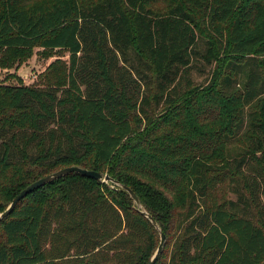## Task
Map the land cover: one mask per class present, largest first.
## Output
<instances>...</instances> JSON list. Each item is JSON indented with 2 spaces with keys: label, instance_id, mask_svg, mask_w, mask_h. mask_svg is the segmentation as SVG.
<instances>
[{
  "label": "trees",
  "instance_id": "16d2710c",
  "mask_svg": "<svg viewBox=\"0 0 264 264\" xmlns=\"http://www.w3.org/2000/svg\"><path fill=\"white\" fill-rule=\"evenodd\" d=\"M159 1L0 0L1 70L67 52L37 83L0 81V213L79 166L135 193L166 236L154 264H264V103L245 107L264 95V0ZM216 47L233 73L185 107ZM158 243L126 190L78 173L0 219V264H147Z\"/></svg>",
  "mask_w": 264,
  "mask_h": 264
},
{
  "label": "rangeland",
  "instance_id": "374dc122",
  "mask_svg": "<svg viewBox=\"0 0 264 264\" xmlns=\"http://www.w3.org/2000/svg\"><path fill=\"white\" fill-rule=\"evenodd\" d=\"M171 0H161L154 4L153 8L162 10L167 7ZM199 34V42L196 46L198 53H201L205 47V41L210 37L205 34L200 28H197ZM214 60L210 64H205L198 56L193 59V68L191 73V80L193 85L188 88L186 91L189 94L192 100L186 106L190 107L199 103L198 97L208 90L207 88L213 84L218 83V74L221 77L224 75L233 73L229 69L227 62L230 60V55L227 51L215 48ZM257 60H263L264 57L256 55ZM67 61V52L63 50H46L40 47H34L30 50L28 56H25L19 65L13 69L1 70L0 69V81H5L7 83H23V84H34L43 79L44 74L48 70V67L54 62H63ZM247 69V67H244ZM219 72V73H218ZM233 76V75H232ZM264 76V74H262ZM216 77V78H215ZM245 78L242 77L240 85L237 84L236 90L244 93L246 88L244 87ZM257 102L259 104L264 103V95L257 97L250 105L245 107H255ZM261 102V103H260ZM184 107V106H182ZM229 197H232L231 194H228Z\"/></svg>",
  "mask_w": 264,
  "mask_h": 264
},
{
  "label": "water",
  "instance_id": "95a60500",
  "mask_svg": "<svg viewBox=\"0 0 264 264\" xmlns=\"http://www.w3.org/2000/svg\"><path fill=\"white\" fill-rule=\"evenodd\" d=\"M69 173H78L82 176L98 179V180H101V181L106 182V183L110 182V183H112L118 187L123 188L124 190H126L128 192V194L130 195V197L133 200V203L135 204L136 209L138 211H140L142 213V215H144L150 221L151 225L156 229V231L159 234V243L157 245V248H156L155 252L153 253L152 257L150 258L149 262L147 263V264H154L156 262L157 258L159 257L160 253L162 252L164 243L166 241L165 234L160 230V228L158 227V224L156 223L154 218L150 214H148L145 210L142 209V206H141L139 199L137 198L135 193L129 187L121 184L117 180L110 177L108 174L101 173L99 171L89 170V169L82 168L79 166H67V167H63L61 169H58V170H56V171H54L48 175H45V176L33 181L32 183L28 184L15 197H13V199L11 200L9 205L6 207V209L0 213V219L5 217L14 208V206L21 199H23L27 194L31 193L32 191L38 189L39 187H41L45 184H48V183L66 175V174H69Z\"/></svg>",
  "mask_w": 264,
  "mask_h": 264
}]
</instances>
